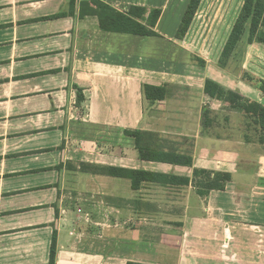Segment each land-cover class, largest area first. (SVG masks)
Segmentation results:
<instances>
[{
	"label": "crops",
	"instance_id": "0c3cea01",
	"mask_svg": "<svg viewBox=\"0 0 264 264\" xmlns=\"http://www.w3.org/2000/svg\"><path fill=\"white\" fill-rule=\"evenodd\" d=\"M83 1L71 10L67 0H0V264H49L53 233L54 264H264V131L253 108L244 110L264 108L263 76L247 64L258 78L245 81L228 62L220 67L221 48L194 45L205 41L192 32L205 23L204 0L183 40L176 36L190 0H97L122 14L141 8L146 27L160 11L154 36L101 31L95 17L81 16ZM246 46L264 59L263 47ZM206 81L239 102L208 94ZM144 86L163 88L164 98L149 101ZM162 152L191 166L151 159ZM99 168L189 185L134 190ZM195 172L230 180L205 193ZM67 192L91 211L102 204L108 223L66 227ZM148 202L155 208L144 210ZM79 212L75 221L90 223L92 213ZM173 217L162 227L186 239L174 246L141 225Z\"/></svg>",
	"mask_w": 264,
	"mask_h": 264
},
{
	"label": "trees",
	"instance_id": "16d2710c",
	"mask_svg": "<svg viewBox=\"0 0 264 264\" xmlns=\"http://www.w3.org/2000/svg\"><path fill=\"white\" fill-rule=\"evenodd\" d=\"M70 5V9L73 10L77 0H67ZM202 0H190L188 7L184 13V16L181 21V25L177 32V39L183 40L186 33L188 32L190 25L194 19V16L200 6ZM90 4L93 6L91 7ZM143 10L141 8H132L129 13L122 14L116 12L114 9L108 7L107 5L97 1L89 0L83 1L81 3V16L84 15L95 17L99 24V29L105 32H114V33H123L131 34L137 36H154L155 33L151 31L156 25V22L159 18L160 11L156 10L153 12L150 24L146 27L143 23L140 22L142 19ZM66 16V14H57L52 17L46 18L47 20H53ZM246 36L247 44L251 45L258 43L264 47V0H245L243 7L239 13L238 18L236 19L231 33L225 43L223 51L220 56L219 65L220 67H225L228 60L233 56L234 52L237 50L240 41ZM259 89L264 95V81H259ZM205 91L208 94L216 95L219 98H226L229 101L236 102L239 100L238 96L234 95L231 92H225L223 89L219 88L211 81H206ZM146 99L151 102H157L164 98V89L163 88H154L150 86H144L143 89ZM253 114L257 116V124L262 131H264V108L254 105L250 109L244 108V110H252ZM151 159L167 163L171 165H180V166H191V159L185 156H181L175 153H153ZM99 173H104L110 177L116 178H127L132 182V188L137 190L142 183H156L172 187L188 186L189 179L178 178L174 176H164V175H155L146 172H122L117 169H105L99 168ZM198 176H206V181L208 184H205L203 189L205 193L216 190L223 191L224 184L230 180L229 175L216 174L211 178L208 174L195 172L194 178ZM203 192H200V195H203ZM56 252V234L53 233L50 254H49V264H54Z\"/></svg>",
	"mask_w": 264,
	"mask_h": 264
},
{
	"label": "rangeland",
	"instance_id": "374dc122",
	"mask_svg": "<svg viewBox=\"0 0 264 264\" xmlns=\"http://www.w3.org/2000/svg\"><path fill=\"white\" fill-rule=\"evenodd\" d=\"M159 1H160V3H162L164 0H159ZM244 1L245 0H204V3H206V7H207V9H204V11H202L204 14L203 17H204L205 23L202 21V19H200L199 22L197 23L196 30H192V32H194L195 36H196V34H198V36L203 34L204 35L203 38L205 41H201V39L199 40V37H198V42H195L194 45H197L198 48H202L203 47L202 45H209L210 44L211 47L213 46L217 51L220 48L223 51L224 45L221 46L223 40L220 41V37L222 38V34L224 36V34L227 33L229 31V28H230V23H229L230 21L225 23L224 18L229 15L230 17L232 16V18L235 16L237 19L239 16V13L241 11V9H239L240 4L244 3ZM214 12L217 13L215 17H214V14H212ZM232 18H231V20H233ZM206 38H208V40H206ZM212 38H213V40H212ZM241 44L242 45L239 46L233 54V58H234V59H232L233 64L231 62H229V60H228L229 66L232 67L233 73H238V76H240L242 79H246L245 81H247V79L249 78L255 83L258 76L254 74V71H252L253 73H251L249 71H246L245 69L243 70L242 68H244V66H246L247 64H250L249 66L251 68H254L253 70H255V68H256V71H255L256 74L262 75L264 78V69L261 70L259 68L260 65H262L264 68V59L261 61L260 55L258 54V57H257V55H254L255 54L254 51L252 53H250L249 55L246 52L245 53L243 52V48H245V50H246V47H247L246 45H249V44H247L246 38L243 40V42H241ZM255 44L259 45L258 43H255ZM259 46H261V45H259ZM259 46H258V48H259ZM256 48H257V46H256ZM262 49L264 50V47ZM247 56L249 59L246 58ZM246 74H251V77H246ZM225 101L228 102L229 99L226 98ZM237 102H239V101L237 100L236 103ZM196 182H198L199 187H202V188L204 187L205 184H208L206 181V176H198L196 178ZM67 194L70 195L73 199H67L64 203L65 207L67 209V210H65L66 212L64 215V224L66 227H68V226L74 227V226L78 225L80 227L82 226L83 228L84 227L89 228L91 225L93 228H95L94 227L95 224H102L103 223L102 220L106 219L105 215H104L105 210L102 211V209H104V206L102 204L99 203V204L95 205L94 206L95 208H91L92 209V211H91L89 207H87L85 205H83V206L80 205V202L75 199L74 194L72 195L69 192H67ZM144 204H146L144 210L147 209L149 211V210H152L153 208H155V206L151 205L149 202L144 203ZM78 209H81V210H78ZM75 210H76V215L78 214L81 216H83V214H79L80 213L79 211H81L82 213H84L85 211L92 213V216L90 215V217H91L90 223H87L85 225V223H81V222L79 223V222L75 221L76 219L74 218V213H73ZM141 219H142V221H141L142 226L149 224V225H151V227L153 229L156 230L153 233V237L157 241L162 240L163 242L164 241L167 243L170 242V244L173 246L176 244L175 242H179V244H180L183 241H186L184 236H182V238H180V236L182 234L180 233L179 230H176L172 233V232H170L171 228L167 229V227H162V226L168 224L169 220H176L177 219L176 217L160 218V219H163V221L161 220L162 222L157 220L156 222H153V223L150 222V220L151 219L156 220V218H141ZM113 220L115 221V219H113ZM74 221L77 224H75ZM107 223L108 222L106 221V224ZM166 229L168 232H164ZM145 236H142V237L144 238ZM178 236H179V239H177ZM150 239H151V237H150ZM188 239H190V238H188Z\"/></svg>",
	"mask_w": 264,
	"mask_h": 264
}]
</instances>
